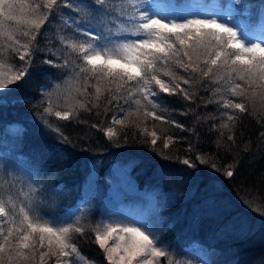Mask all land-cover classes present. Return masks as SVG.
<instances>
[{
  "label": "snow or ice",
  "instance_id": "6c2138e0",
  "mask_svg": "<svg viewBox=\"0 0 264 264\" xmlns=\"http://www.w3.org/2000/svg\"><path fill=\"white\" fill-rule=\"evenodd\" d=\"M40 54L41 65L57 69L63 83L44 88L34 108L66 145L71 139L49 118L87 124L80 112L99 115L101 106L111 120L92 129L120 146L135 128L132 139L153 151L161 139L163 149L177 143L171 126L196 135L197 123L213 121L217 148L228 150L245 116L264 127V0L258 6L243 0H0V90L25 80ZM161 94L187 102L180 115H193L192 127L172 119ZM201 105L216 111L201 117ZM156 122L170 127L158 129ZM259 136L264 144V131ZM244 143L250 152L252 141ZM194 150L190 143L187 151ZM211 159L196 155L229 178L239 166L234 159L222 168ZM180 162L196 167L191 157ZM41 190L39 182L11 170L0 182V264H94L77 243L89 234L107 264H192L170 252L146 219L127 215L93 224L82 222V210L49 217L41 211Z\"/></svg>",
  "mask_w": 264,
  "mask_h": 264
},
{
  "label": "trees",
  "instance_id": "16d2710c",
  "mask_svg": "<svg viewBox=\"0 0 264 264\" xmlns=\"http://www.w3.org/2000/svg\"><path fill=\"white\" fill-rule=\"evenodd\" d=\"M207 1L210 0H199ZM173 2L191 3V0ZM243 3L258 6L260 0H243ZM43 58L42 54L37 56L25 80L10 89L0 90L1 136L7 137L3 132L9 130L11 124H17L18 128V134L9 140L5 153L0 155L3 166L0 167V182L9 170L18 176V166H22L26 177L41 185L42 212L49 217H59L65 213L80 215L79 210H82L85 218L82 222L94 223L97 216L94 210L86 213L85 209L78 208L91 167L96 163L97 175L101 176L113 164H129L130 175L138 189H156L161 194L174 195L172 203L161 210L167 242L198 248L201 254L208 256L209 264H264V144L259 136L264 127L256 118L244 117L231 150L227 145L217 148L215 142L219 133L210 130L213 121L197 123L196 135L156 122L158 129L170 127L177 143L163 149L161 139L157 142V151H153L150 145L132 139L135 128L127 130L128 143L124 144L122 138L120 146L108 141L103 132L92 129V123L111 120L112 113L105 116L101 106L99 115L96 110L80 112V119L87 120V124L57 121L55 116L49 118L71 139L72 143L66 145L43 125L34 108L44 88L63 83L57 69L41 65ZM199 94L208 95L203 90ZM161 97L172 119L185 127L193 126V115H180L186 101L165 94ZM215 111V105H201L197 109L201 117ZM148 127L152 130L151 121ZM249 139L252 150L245 153L244 141ZM190 143L195 148L192 152L187 151ZM158 151L163 155H157ZM197 153L209 154L211 163L222 168L234 159L239 160V166L229 178L196 161ZM164 155L170 159H164ZM185 157H191L196 167L182 164L180 160ZM94 239V234H89L88 240H77L81 253L95 264H107L103 251L92 242Z\"/></svg>",
  "mask_w": 264,
  "mask_h": 264
},
{
  "label": "rangeland",
  "instance_id": "374dc122",
  "mask_svg": "<svg viewBox=\"0 0 264 264\" xmlns=\"http://www.w3.org/2000/svg\"><path fill=\"white\" fill-rule=\"evenodd\" d=\"M97 168V164L94 163L84 186V198L78 206L85 209L86 213L95 211L97 216L93 224L100 220L122 219L127 215L146 219L156 230L161 241L178 259L191 260L192 264H209L208 256L201 254L198 248L192 249L189 253L184 246L165 240L164 218L160 210L172 203L174 195L161 194L156 189H138L130 175L129 164H113L101 176L97 175ZM18 170L17 174L21 180L29 179L22 172V166H18ZM112 243L113 241H109L110 245Z\"/></svg>",
  "mask_w": 264,
  "mask_h": 264
}]
</instances>
